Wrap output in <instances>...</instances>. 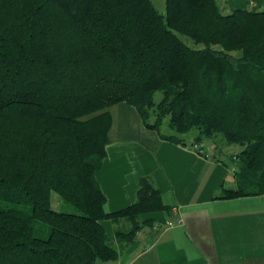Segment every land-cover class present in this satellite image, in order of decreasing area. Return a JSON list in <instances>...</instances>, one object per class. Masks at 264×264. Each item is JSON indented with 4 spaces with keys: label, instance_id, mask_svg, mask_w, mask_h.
Instances as JSON below:
<instances>
[{
    "label": "trees",
    "instance_id": "obj_1",
    "mask_svg": "<svg viewBox=\"0 0 264 264\" xmlns=\"http://www.w3.org/2000/svg\"><path fill=\"white\" fill-rule=\"evenodd\" d=\"M221 4L0 0V264L115 262L141 215L168 211L147 178L105 209L95 174L120 103L161 140L237 148L236 188L215 199L264 195V9ZM123 219L116 245L103 222Z\"/></svg>",
    "mask_w": 264,
    "mask_h": 264
},
{
    "label": "crops",
    "instance_id": "obj_2",
    "mask_svg": "<svg viewBox=\"0 0 264 264\" xmlns=\"http://www.w3.org/2000/svg\"><path fill=\"white\" fill-rule=\"evenodd\" d=\"M221 7L226 13L243 7L262 10L264 0H225ZM113 110L110 143L95 174L106 211L132 204L143 178L159 190L169 209L141 215L140 222L151 224L140 229L132 244H118L115 262L97 264H264V195L215 199L223 189L236 188L218 150L201 145L198 152L191 142L182 146L161 140L142 126L134 108L120 103ZM103 226L113 242L116 232L130 230L125 219Z\"/></svg>",
    "mask_w": 264,
    "mask_h": 264
},
{
    "label": "rangeland",
    "instance_id": "obj_3",
    "mask_svg": "<svg viewBox=\"0 0 264 264\" xmlns=\"http://www.w3.org/2000/svg\"><path fill=\"white\" fill-rule=\"evenodd\" d=\"M154 3V6L156 7V9L158 10V12L160 14L164 13V0H152ZM156 98H159V94L156 95ZM115 110V109H114ZM114 110L112 111L113 114ZM115 119V118H114ZM115 123V120H114ZM218 156L220 159H222V161L226 164V166H229L231 168V160H230V156L232 152H238L236 147H227L226 145L222 144L221 141L218 140ZM206 150H209V147H206ZM52 206L54 209L58 208L59 205V198L57 195L52 194ZM68 211H71V209H66Z\"/></svg>",
    "mask_w": 264,
    "mask_h": 264
},
{
    "label": "built area",
    "instance_id": "obj_4",
    "mask_svg": "<svg viewBox=\"0 0 264 264\" xmlns=\"http://www.w3.org/2000/svg\"><path fill=\"white\" fill-rule=\"evenodd\" d=\"M217 3H223L225 0H215ZM191 148L195 151H201V145L193 144Z\"/></svg>",
    "mask_w": 264,
    "mask_h": 264
}]
</instances>
